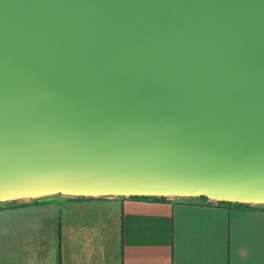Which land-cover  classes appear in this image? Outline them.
Masks as SVG:
<instances>
[{"label":"water","instance_id":"1","mask_svg":"<svg viewBox=\"0 0 264 264\" xmlns=\"http://www.w3.org/2000/svg\"><path fill=\"white\" fill-rule=\"evenodd\" d=\"M264 206V0H0V202Z\"/></svg>","mask_w":264,"mask_h":264},{"label":"crops","instance_id":"2","mask_svg":"<svg viewBox=\"0 0 264 264\" xmlns=\"http://www.w3.org/2000/svg\"><path fill=\"white\" fill-rule=\"evenodd\" d=\"M33 200L0 202V264H264V206L52 195L42 222Z\"/></svg>","mask_w":264,"mask_h":264},{"label":"rangeland","instance_id":"3","mask_svg":"<svg viewBox=\"0 0 264 264\" xmlns=\"http://www.w3.org/2000/svg\"><path fill=\"white\" fill-rule=\"evenodd\" d=\"M34 201V203H37L38 205L36 206V208L35 209H38L37 211H38V215L40 214V217H42V222H43V216H41V214L43 215V197L42 198H39V199H34L33 200ZM8 207H14V206H10V205H3V204H0V210H9V208ZM20 209H23V210H20L21 212H26V211H29V209L28 208H20ZM33 209H34V207H33ZM13 218V217H12ZM11 220H13V221H11V222H13V223H16L15 222V220H16V218H13V219H11ZM15 225L14 224H12V227H14ZM30 228H34L33 230H32V233H31V235L33 236L31 239H33L35 236H41V246H42V248H43V232L42 231H39L38 230V228L36 227H34V226H29ZM39 232V233H38ZM7 243V242H6ZM10 244H11V247L13 248V246L14 245H17V246H21V247H23V244L24 245H26L27 246V248L30 250V249H32V247L34 248V246H35V244H36V242H33V243H31V242H29V243H26V242H21V240H19L18 238H15V236L14 235H12V238H11V240H10V242H9ZM14 250V249H13ZM28 258H33L34 256L33 255H29V256H27Z\"/></svg>","mask_w":264,"mask_h":264},{"label":"trees","instance_id":"4","mask_svg":"<svg viewBox=\"0 0 264 264\" xmlns=\"http://www.w3.org/2000/svg\"><path fill=\"white\" fill-rule=\"evenodd\" d=\"M130 197H133V198H143V199H160V200L166 199V197H164V196H156V195H133V196H130ZM187 198H197L199 200H204V201L210 202V203L233 205V206H237V207H255V206H262V205L250 204V203H247V202L212 201V200L206 199V197H204V196L187 197Z\"/></svg>","mask_w":264,"mask_h":264}]
</instances>
